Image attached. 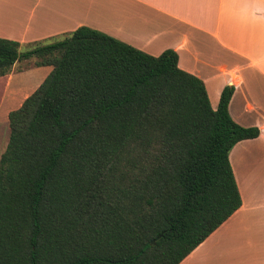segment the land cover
<instances>
[{
	"label": "trees",
	"instance_id": "16d2710c",
	"mask_svg": "<svg viewBox=\"0 0 264 264\" xmlns=\"http://www.w3.org/2000/svg\"><path fill=\"white\" fill-rule=\"evenodd\" d=\"M52 69L8 113L0 156V264H178L240 205L225 86L166 49L150 55L80 26L23 50L0 37V77Z\"/></svg>",
	"mask_w": 264,
	"mask_h": 264
},
{
	"label": "crops",
	"instance_id": "0c3cea01",
	"mask_svg": "<svg viewBox=\"0 0 264 264\" xmlns=\"http://www.w3.org/2000/svg\"><path fill=\"white\" fill-rule=\"evenodd\" d=\"M80 26L150 55L174 50L179 68L203 81L213 109L221 90L233 88L230 117L258 129L229 152L242 202L178 264H264V0H0V37L23 50ZM18 62L5 75L4 110L20 106L52 69L15 70ZM23 76L28 83L8 93Z\"/></svg>",
	"mask_w": 264,
	"mask_h": 264
},
{
	"label": "rangeland",
	"instance_id": "374dc122",
	"mask_svg": "<svg viewBox=\"0 0 264 264\" xmlns=\"http://www.w3.org/2000/svg\"><path fill=\"white\" fill-rule=\"evenodd\" d=\"M53 40L51 39V41ZM34 46L35 44H29L25 47V50L30 49ZM36 61H39V58L36 56H33L26 60L22 59L21 62H18L16 64L15 70H20L22 68H27L28 66L35 65ZM5 79H6V76H3L2 78H0V156L6 148L8 137H9L8 112L19 107L18 106L19 102H17V103L10 105L7 110H4V107L6 106V99H7L6 90H5V86H6ZM27 83L28 81L24 76L19 77L18 81L15 79L14 83H12L9 88H7L8 93L12 91H16V88H18V86H22L23 84H27ZM19 101H21V99Z\"/></svg>",
	"mask_w": 264,
	"mask_h": 264
}]
</instances>
